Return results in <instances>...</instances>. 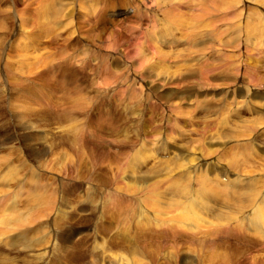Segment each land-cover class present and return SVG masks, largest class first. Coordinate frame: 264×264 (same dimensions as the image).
Instances as JSON below:
<instances>
[{
  "label": "rangeland",
  "instance_id": "rangeland-1",
  "mask_svg": "<svg viewBox=\"0 0 264 264\" xmlns=\"http://www.w3.org/2000/svg\"><path fill=\"white\" fill-rule=\"evenodd\" d=\"M105 1L111 4L0 0V213L16 214V220L10 216L13 224L9 217L7 227L0 223V264H96L102 259L94 246L102 239L120 241L118 248L113 247L114 255L148 251L138 256L141 264H264V239L253 242L255 233L247 223L249 212L264 196V34L251 26L264 14V0H235V7L226 10L219 0L215 4L189 0L176 6L185 30L175 25L174 41L158 44L161 48L153 57L152 33L169 23L161 12L157 15L161 21L149 23L153 0L138 1L135 13L127 11L123 18L112 22L103 18L100 23L95 15ZM70 7L69 24L55 18L56 9L66 13ZM191 24L196 30L189 28ZM259 34L263 41H255ZM191 38L199 44H187ZM169 48L170 57L163 54ZM183 50L187 55L181 56ZM141 53L168 67L173 79L181 76L179 63L182 75L189 63L190 70L202 69L208 78L192 79L191 93L182 98L141 91L122 77L136 78L143 89L158 78ZM178 81L171 79L161 88L181 91ZM19 95L27 100L23 113L15 107ZM197 141L202 157L186 153ZM194 155L200 161L187 162ZM176 164L181 169L173 168ZM151 172H155L152 180L148 178L154 181L151 192L149 186L137 188L147 181L143 174ZM172 183L186 190L183 208L192 207L204 217L193 221L199 225L195 229L191 225L187 229L181 218L177 220L184 227L170 221L177 214L168 200L175 188ZM203 183L218 191L202 194ZM246 190L262 192L249 207ZM39 195L51 199L43 201L46 198ZM192 196L196 197L191 203ZM240 200H246L243 213L235 216L234 202ZM99 202L105 209L96 205ZM128 204L134 209L128 210ZM138 210L152 217L143 221L151 232L136 230L141 224L133 222ZM8 227L12 232L7 233ZM69 231L77 234L67 241ZM126 240L139 242L138 248ZM25 242L35 246L27 250ZM45 248L43 257L35 255Z\"/></svg>",
  "mask_w": 264,
  "mask_h": 264
},
{
  "label": "bare ground",
  "instance_id": "bare-ground-1",
  "mask_svg": "<svg viewBox=\"0 0 264 264\" xmlns=\"http://www.w3.org/2000/svg\"><path fill=\"white\" fill-rule=\"evenodd\" d=\"M109 1H111V4L108 2V3H106V1L104 2V5H102L101 7H99V9H98V11H96V15L95 16H97V18H100V23H101V21L103 20V18H106L109 22H112V21H114V20H116V19H118V18H123L124 17V15H125V13L127 12V11H131V12H133V13H135L136 11H137V5H138V1L140 2L141 0H109ZM151 1V0H150ZM190 1H194V0H190ZM214 0H211V2L210 3H212ZM222 4L220 5V7H224V9L226 10V9H229L230 7H235V5L237 4V1H235V0H219ZM262 1V0H261ZM184 2H187V3H189V0H153V3H154V6H153V9L148 13L149 14V23H151V24H154V23H157V22H159V21H161V18L160 17H158L157 15H158V13L159 12H161V13H163L165 16H166V18H165V20L167 19V21L169 22V23H165V24H162L163 25V27L162 28H158L157 30H155V32H153L152 33V36H151V38H152V40L155 42V44H154V42L153 41H151L152 42V44H153V48H152V50H154V51H152L151 50V55H152V57L154 56V55H157L158 54V52L159 51H157V50H159V45L158 44H160V45H165V44H171V42L172 41H174V37H175V31H176V28H174L175 27V25H177V26H179L181 29H182V31L184 32V28H183V23L184 22H181L178 18H177V16H176V6H179L180 4H184ZM106 3V4H105ZM121 3H123V4H121ZM186 3V4H187ZM214 3V2H213ZM242 3V2H241ZM107 4H109V8H107ZM205 4V3H204ZM215 4V3H214ZM119 5V6H118ZM121 5H123V7L121 6ZM210 5V4H209ZM81 7H83V6H81ZM209 7H212L211 5L209 6ZM238 7V6H237ZM236 7V8H237ZM207 8V7H206ZM240 8V7H239ZM245 8V7H244ZM70 9H71V11L69 12V10L66 12V13H60V11H58L57 9L55 10V13L54 14H56L57 16L55 17L56 19H63V20H65L64 21V23L66 24V23H68L69 24V22L67 21V20H69L70 21V19H72L71 18V15H72V7H70ZM212 9V8H211ZM222 9V8H221ZM216 10V9H215ZM54 11V10H53ZM205 11V10H204ZM207 11H208V9H207ZM90 12H92V13H94L93 11H90ZM89 12V13H90ZM91 14V13H90ZM95 14V13H94ZM239 14V13H238ZM247 14H249V13H247ZM246 14V15H247ZM87 15V14H86ZM243 15H244V13H243ZM250 15V14H249ZM248 15V16H249ZM85 16V15H84ZM147 16V15H146ZM93 17V16H92ZM208 17V16H207ZM243 17V16H242ZM250 18H252L251 17V15L249 16ZM97 18H95V19H97ZM143 18L145 19V16H143ZM248 18V17H247ZM93 19V18H92ZM87 20H89V19H87ZM211 20H212V17H211ZM243 20V19H242ZM196 21V20H195ZM244 21V20H243ZM251 21V20H250ZM83 23H84V21H83ZM209 23V22H208ZM249 23V22H248ZM59 24H63L62 22H59ZM86 24V23H85ZM250 24V23H249ZM249 24H247V25H249ZM22 25H23V23H22ZM31 25V24H30ZM174 25V26H173ZM197 25V24H196ZM200 25V24H199ZM209 25V24H208ZM253 25V28L255 27V28H259V31H260V33H261V35L262 34H264V14L261 16V15H258V17H257V20H255L254 21V23L253 24H251V26ZM67 26V25H66ZM198 26V25H197ZM202 26H204V25H202ZM201 26V27H202ZM246 26V25H245ZM27 27V26H26ZM200 27V28H201ZM209 27V26H208ZM25 28V27H24ZM189 28L191 29V30H196L195 29V27L191 24L190 26H189ZM249 28V27H248ZM258 28H257V30H258ZM199 29V28H198ZM206 29V28H205ZM246 29H247V27H246ZM201 31V30H200ZM205 31V30H204ZM71 32V31H70ZM202 32V31H201ZM251 32V31H250ZM263 32V33H262ZM246 33V35L248 36V32H245ZM252 33V32H251ZM254 33V32H253ZM252 33V34H253ZM198 33L196 32V33H194L193 35H197ZM192 35V36H193ZM244 35V34H243ZM254 35V34H253ZM258 35V34H257ZM260 35V34H259ZM258 36L257 37V39H255V41L257 40L258 41V39H261L262 41H263V37L262 36ZM255 36H256V34H255ZM195 37V36H194ZM246 37V36H245ZM244 37V38H245ZM262 37V38H261ZM251 38H252V36H251ZM185 39V38H184ZM194 39H196V38H191V39H189L188 40V42L189 43H187V44H192V45H196V44H199V43H195L196 41L194 40ZM199 39V38H198ZM202 39V38H201ZM200 40V39H199ZM204 40V39H203ZM245 40H247V37L245 38ZM251 41V40H250ZM198 42V41H197ZM252 42V41H251ZM258 42H260V41H258ZM257 42V43H258ZM186 44V45H187ZM256 44V43H255ZM259 44V43H258ZM264 44V43H263ZM180 45V44H179ZM184 45H185V43H184ZM260 45V44H259ZM183 46V45H182ZM187 46H189V45H187ZM187 46L185 47V49L184 50H186L187 49ZM208 46V45H207ZM183 47V48H184ZM192 47H194L195 49H193L194 51H201V48H197L196 46H192ZM161 48V47H160ZM180 49H181V47H179ZM182 48V49H183ZM208 48V47H207ZM189 49H191V48H189ZM176 50V49H175ZM184 50L181 52V56L183 55V53H184ZM263 50V49H262ZM39 51H40V49H39ZM191 50H188V52L187 53H189V55H191V52H190ZM162 52V51H161ZM171 48H169V50H166V52H164L163 54L164 55H166V56H171ZM173 53V52H172ZM186 53V52H185ZM184 53V54H185ZM257 53H260V52H257ZM71 54V53H70ZM26 55H27V53H26ZM185 55H187V54H185ZM198 55V54H197ZM41 56V55H40ZM259 56V55H258ZM140 58H141V60L143 61V62H146L148 65H146V67H149L150 69L149 70H155L154 71V73H152V74H154V75H156L158 78H156L155 80H154V82H148L149 84H147L146 83V87H144V89H143V87L141 86V83L139 82V81H137V79L136 78H132V77H130V76H128V75H123L122 77H124V79L126 80V82H128V83H131V84H134V85H136V86H140V88H141V91H144V90H151V91H154V95H160L161 97H166V96H170V97H174V98H182L181 96H182V94L184 95V94H187V95H189L190 93H191V89H190V86H189V83H191L192 81V79H202V77H204V78H208V76H206V75H204V76H202V74H203V72L202 71H204V70H202V69H199V72H198V70H195V71H193V70H190L188 67V65H189V63L188 64H186L185 65V69H184V73H186L185 75H182L183 73H182V70H183V68L181 69V64L179 63V68H178V70H179V72L177 73L178 75L180 74L181 76H178L177 78H172V75L171 74H169V72H167L166 70L168 69V67H164V66H161V65H159V63H158V61H155V62H153L154 61V59L153 60H149L148 59V55L147 54H144V53H141V55H140ZM91 59H93V58H91ZM95 59V58H94ZM93 59V60H94ZM46 60V59H45ZM20 62V61H19ZM182 62H183V64H185L186 63V59H183L182 60ZM21 64V63H20ZM145 67V66H144ZM29 68V67H28ZM160 68V69H159ZM165 71L167 72V73H165ZM147 74L149 75V73L147 72ZM205 74V73H204ZM148 75H145V76H147L148 77ZM197 75V76H196ZM194 76V77H193ZM101 78V77H100ZM118 78V77H117ZM104 79V78H103ZM123 79V78H122ZM171 79L172 80H176V81H178L179 82V84H180V87H181V91H174V92H172V91H168V90H165V88H161V86L162 85H164V84H167V83H169L170 81H171ZM118 80V79H117ZM94 81V80H93ZM100 81H104V80H100ZM116 81V80H115ZM118 81H120L121 82V80H118ZM94 82H96V81H94ZM98 82V81H97ZM119 82V83H120ZM99 84H100V82H99ZM106 84V83H105ZM121 84V83H120ZM123 84V83H122ZM124 84H125V82H124ZM139 84V85H138ZM115 85V84H114ZM128 85V84H127ZM130 85V84H129ZM144 86V85H143ZM104 87V86H103ZM100 88H102V87H100ZM112 88V87H111ZM162 89H164V93H162L160 90H162ZM102 90H104V89H102ZM102 90L101 91H99V90H96V91H99V92H102ZM107 90H110V89H107ZM140 91V92H141ZM150 92V91H149ZM142 93V92H141ZM7 95V94H6ZM193 95V94H192ZM185 96V95H184ZM21 98H25V96L23 97L22 95H19V102H15L16 104H15V107L16 108H20V110H21V112L23 113V111H27L26 110V105H27V100L26 99H24L25 100V102H20V99ZM16 99V98H15ZM23 100V101H24ZM22 101V100H21ZM234 106H237L238 105V101H234ZM29 105V104H28ZM235 109V108H234ZM24 114H22V116H23ZM26 119V118H25ZM33 141V140H32ZM191 144V143H190ZM43 147V146H42ZM174 147V146H173ZM190 147V150H188V149H186V153H189V151H193V152H197V154H199L200 156H201V154L203 153V150H202V145L200 144V143H198V141L194 144V143H192L191 144V146H189ZM183 148V147H182ZM36 150H39L38 148H36ZM188 150V151H187ZM34 152H36L35 150H34ZM39 154V153H38ZM43 154V153H42ZM190 154V153H189ZM179 155V154H178ZM52 156H54V154H52ZM182 156V155H181ZM37 157H38V155H37ZM37 157H36V159H37ZM202 157V156H201ZM55 158V157H54ZM188 158V157H187ZM197 160H198V162L200 161L199 160V158H198V156H193L192 158L190 157L189 159H187V162H189V163H193V162H197ZM54 163H55V161H54ZM183 163V162H182ZM184 164V163H183ZM182 164V165H183ZM195 164V163H194ZM185 165V164H184ZM189 165H191V164H189ZM193 166V165H192ZM191 166V167H192ZM181 165L180 164H176V165H174L173 166V168H176V169H181ZM190 167V168H191ZM137 168V167H136ZM183 168H186V167H183ZM168 169L172 172V168H170V167H168ZM123 170V169H122ZM137 170V169H136ZM119 171H121V170H119ZM124 171V170H123ZM188 171V170H187ZM126 172V171H125ZM121 173V172H120ZM155 173V172H154ZM153 173V174H154ZM125 174V173H124ZM152 172L150 173V175L149 176H147V173L144 175L143 174V177L142 178H144L145 177V180H147V181H145V182H140V184L142 185H137V188L138 187H143V186H145L146 187V189H147V186H149L150 187V191L149 192H151V189L153 188V185H154V181H150V182H153V183H150V182H148V178H151V180H152ZM157 174V173H156ZM15 175V174H14ZM13 175V176H14ZM120 179V178H119ZM211 179V178H210ZM236 179L237 180H239L240 178H238L237 176H236ZM208 181V180H207ZM234 181V180H233ZM233 181H231V182H233ZM177 182V181H176ZM235 182V181H234ZM233 182V183H234ZM249 182V181H248ZM213 183H215V185H219L217 182H213ZM250 183V182H249ZM131 184V183H130ZM175 184V183H174ZM237 184V183H236ZM132 185V184H131ZM172 185H173V183H172ZM133 186V185H132ZM175 188L173 189V191L170 193L171 195H172V197H168V200H169V202L173 205L172 207H171V209L172 210H174V211H177V214H175L174 215V217H173V219H170V221L172 222V224L173 225H176V226H178V227H184V224L181 222L182 220L183 221H185L186 222V226H187V229H189L190 228V225L195 229L196 227H198L197 226V224H195V223H193V221H195V222H199V220H203L204 219V217L200 214L199 215V213H196L195 212V210L191 207L190 209H186V208H183V206H185V204H184V200L182 199L183 198V196H184V194H185V192H186V190H185V192H183V189L181 190L180 188H179V186H180V184L179 183H176L175 185H173ZM134 187V186H133ZM226 187V186H225ZM250 187V186H249ZM132 188V187H131ZM222 188V187H221ZM211 190V192L213 193V194H215V192H217L218 191V189H217V187L216 186H210L209 188H208V186H205V184L203 183L202 184V186H200V189L199 190H203L202 191V194H203V192L205 191V194L207 193L206 192V190ZM217 189V190H216ZM135 190V189H134ZM5 191V190H4ZM30 191V190H29ZM32 191V190H31ZM36 191V190H35ZM137 191V190H136ZM147 192H145V190H138L137 192H141V193H149L148 192V190H146ZM247 191H249V192H247ZM8 192V191H7ZM13 192H14V190H13ZM16 192V191H15ZM19 192V191H18ZM28 192V191H27ZM39 192V191H38ZM130 192H132L131 190H130ZM129 192V193H130ZM134 192V191H133ZM246 192H247V195H248V197H247V207H249L250 205H253V204H251V203H254L253 201H256L255 199L257 198V195H258V193L259 192H261V191H256V190H246ZM262 192H264V191H262ZM261 192V193H262ZM135 193V192H134ZM10 194V193H9ZM14 194V193H13ZM12 194V195H13ZM41 194H43V193H41L40 192V195ZM105 194V193H104ZM103 194V195H104ZM139 194V193H138ZM260 194V193H259ZM0 195H3V194H1V192H0ZM17 193H16V196L15 197H17ZM39 195V197L41 198V196ZM109 195V194H108ZM195 195H198V194H195ZM10 196V195H9ZM45 196V195H44ZM43 196V197H44ZM52 195H50V197H51ZM89 196V195H88ZM105 196H106V194H105ZM112 196V195H111ZM110 195H109V198L111 197ZM170 196V195H169ZM194 196V195H193ZM192 196V198H191V203L195 200V197H193ZM39 197H38V199H39ZM55 197V196H54ZM107 198H108V196H106ZM118 197V196H117ZM259 197V196H258ZM8 198V197H7ZM34 198H36L35 196H34ZM44 198H46V197H44ZM44 198H41L42 200L44 199ZM48 198H49V196H48ZM48 198H46V200H43V201H47L48 200ZM101 198V197H100ZM194 198V199H193ZM49 199H51V198H49ZM102 199V198H101ZM111 199H112V197H111ZM262 199V201H261V203H259V204H256V206L254 207L253 206V208H251V209H253V210H249L250 212V216L247 218L248 219V221H247V223H248V225H249V228L251 229V231L253 232V233H255V238L254 237H252V239H253V242H257L256 240H259V241H261V240H263L264 239V210H263V204H264V196L261 198ZM107 200V199H106ZM42 201V203H44ZM108 201V200H107ZM204 201V200H203ZM246 201V200H245ZM245 201H243V200H240V202L238 201V202H234V204L237 206V213L235 214V216H237L238 214H242L243 212H242V208H243V206H244V202ZM260 201H258V202H260ZM48 202H49V200H48ZM51 202V201H50ZM109 202V201H108ZM205 202H207V201H204V202H202V207L204 208L202 211H204V210H206L208 207L207 206H205L204 205V203ZM1 203V202H0ZM18 203V202H17ZM26 203H28V202H26ZM46 203V202H45ZM52 203H53V201H52ZM51 203V204H52ZM165 203H167L168 204V202L166 201ZM47 204V203H46ZM10 205V204H9ZM37 205V204H36ZM42 205H44V207L46 206L45 204H42ZM41 205V206H42ZM55 204H53V206H54ZM96 205L97 206H99V207H103L104 208V203H96ZM131 205V204H130ZM129 204H128V206H130ZM12 206H14L13 204L10 206V207H12ZM29 206H30V204H29ZM38 206H40V205H38ZM127 206V205H126ZM132 206V205H131ZM131 206L128 208V210L131 208ZM209 206V205H208ZM214 205L213 204H211L210 205V207H213ZM2 207H3V209H6V207H7V205L6 204H4L3 203V205H2ZM15 207V206H14ZM43 207V206H42ZM41 207V208H42ZM48 207V205L46 206V208ZM107 207V206H106ZM232 207V206H231ZM230 207V208H231ZM252 207V206H251ZM41 208H40V210H41ZM2 209V210H3ZM15 209V208H14ZM17 209V208H16ZM42 209H44V208H42ZM53 209V208H52ZM105 209V208H104ZM131 209H134V208H131ZM136 209H137V207H136ZM163 209V208H162ZM211 209V208H210ZM250 209V208H249ZM23 210V209H22ZM109 210V209H108ZM211 210H213V209H211ZM215 210H216V208H215ZM248 210V209H247ZM32 211V210H31ZM39 211V210H38ZM41 211H43V210H41ZM40 211V212H41ZM132 210H130V212H131ZM143 211V210H142ZM206 211H208V210H206ZM6 212V211H5ZM12 212V211H11ZM28 212V211H27ZM110 212V211H109ZM126 212H128V211H126ZM125 212V213H126ZM205 212V211H204ZM16 213V212H15ZM26 213V212H25ZM42 213V212H41ZM106 213V212H105ZM111 213V212H110ZM145 213V212H144ZM160 213V210H158L157 211V215ZM162 213V212H161ZM232 213V212H231ZM1 214V213H0ZM9 216H6L5 217V213L4 214H1L0 216H1V218H0V223H2L3 225H2V227H4V224L5 223H7V219H9L10 218V221H11V219L13 218L14 219V215H16V214H13V215H10V213H7ZM108 214V213H107ZM135 214V213H134ZM137 214V213H136ZM136 214H135V216H136ZM143 214V213H142ZM141 214V210L139 211L138 210V220H135L134 221V219H133V222H136L137 224L138 223H141L140 225H139V227L138 228H136V230L137 229H141V230H144V231H146V232H149V230L151 229V228H149V227H145L148 223H146V222H143V221H145L146 219H149L148 221H152L151 219H152V217H147V214H144L145 216H143ZM181 214H184L183 216H181ZM185 214H191V216L192 217H188V216H186ZM205 214V213H204ZM221 214V213H220ZM225 214V213H224ZM27 215V214H26ZM162 215V214H161ZM163 215H165L167 218H169L165 213L163 214ZM10 216H13L12 218L10 217ZM41 216H43V215H41ZM40 216V217H41ZM132 216V215H131ZM9 217V218H8ZM46 217V216H45ZM129 217H130V214H129ZM206 217V216H205ZM219 217H221V215L219 216ZM224 217L225 218H227L228 220L229 219H231L232 217L228 214H225L224 215ZM34 218V217H33ZM33 218H31V219H33ZM126 218H127V216H126ZM125 217L123 218V221L126 219ZM131 218H133V216L131 217ZM178 218H181V221H179V220H177ZM195 218V219H194ZM198 218V219H197ZM6 219V220H5ZM25 219H26V217H25ZM29 219V218H28ZM31 219H29V220H31ZM38 219V218H37ZM145 219V220H144ZM14 220H16V219H14ZM40 220V219H39ZM188 220V221H187ZM6 221V222H5ZM20 222V221H19ZM30 222V221H29ZM33 222V221H32ZM43 221H41L40 223H42ZM130 222V221H129ZM11 224H13L12 223V221L10 222ZM10 223H8V224H10ZM16 223V222H15ZM36 223V222H35ZM144 223H146L145 225H144ZM24 224V223H23ZM133 224V223H132ZM241 224V223H240ZM6 226L5 227H7V224H5ZM16 224H14V227H16L15 226ZM26 225V224H25ZM34 225V224H33ZM154 224H152V225H150V226H153ZM1 226V225H0ZM13 226V225H12ZM19 226V225H18ZM134 226V225H133ZM1 228V227H0ZM9 228V227H8ZM8 228H7V230H8ZM40 228V227H39ZM148 228V229H147ZM2 229V228H1ZM10 229V228H9ZM72 229V228H71ZM154 229V228H153ZM11 230V229H10ZM1 232L3 231V229L2 230H0ZM102 231H103V229H102ZM117 231V230H116ZM1 232H0V234H1ZM4 232H6L5 230H4ZM9 232H12V230L11 231H8L7 233H9ZM13 232H14V230H13ZM150 232H151V230H150ZM7 233H5L6 235H7ZM121 233V232H120ZM145 233V232H144ZM153 233V232H152ZM14 234V233H13ZM77 234V232L76 231H69V232H67V234H66V236H65V238H67V241H69L73 236H75ZM103 234H105V232H103ZM5 235V236H6ZM117 235V234H116ZM140 235H142V234H140ZM0 236H2V234L0 235ZM138 237H139V235H137ZM147 236V235H146ZM35 237V236H34ZM115 237V236H114ZM133 237V236H132ZM144 237V236H143ZM142 237V238H143ZM240 237V236H239ZM243 237H245V236H242V238ZM1 238V237H0ZM22 238V237H21ZM119 238V240L120 239H122L121 237H118ZM140 238V237H139ZM141 238V239H142ZM145 238V237H144ZM249 238H251L250 236H248V240H249ZM134 239V238H133ZM9 240V239H8ZM36 240H37V238H36ZM42 240V239H41ZM76 240V239H75ZM3 241V240H2ZM10 241V240H9ZM106 241H108V240H106V239H102L100 242H98V243H96V245L94 246L95 248V251L96 252H100V254H98L99 255V257L102 259V261L101 262H99V263H96V264H105V263H107V264H141V263H139V260H140V258L138 257V256H146L147 254V252H146V250H145V252H144V250H143V252L146 254H143V252L142 253H140L139 252V250H128V251H123V252H118V253H116L115 255H114V249H113V247L114 248H118L119 246H120V241H116L115 242V240H110V243H107ZM126 241H128V240H126ZM250 241V240H249ZM6 242V241H5ZM109 242V241H108ZM128 242H130V241H128ZM143 242H144V240H143ZM253 242H251V244L253 243ZM131 244H133L135 247H137L139 244V242L137 243V241L136 242H133V241H131L130 242ZM141 244H143V243H141ZM140 244V246H142ZM147 244H148V242H147ZM150 244V243H149ZM39 245H40V243H39ZM53 246H54V244H52ZM253 245H255V244H253ZM33 246H35L34 244H31V242H25L24 244H23V248H26L27 250H32V247ZM37 246V245H36ZM148 246V245H147ZM204 246H206V245H204ZM138 248V247H137ZM35 249V248H34ZM140 249H145L144 248V246H143V248H140ZM146 249L148 250V247H146ZM141 251V250H140ZM41 252V251H40ZM45 252H47V249L45 248V249H43V251L41 252V253H37V254H35V255H38V256H42V253H45ZM150 252V251H149ZM217 252V251H216ZM30 254V253H29ZM218 256V255H217ZM36 257V256H35ZM43 257V256H42ZM103 259H104V263H103ZM226 261V260H225ZM263 262V261H262ZM2 263V262H1Z\"/></svg>",
  "mask_w": 264,
  "mask_h": 264
}]
</instances>
